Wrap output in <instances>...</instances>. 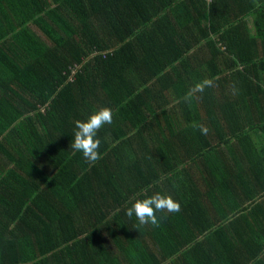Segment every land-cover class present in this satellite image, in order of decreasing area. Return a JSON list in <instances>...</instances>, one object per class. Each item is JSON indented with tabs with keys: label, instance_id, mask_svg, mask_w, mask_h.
Segmentation results:
<instances>
[{
	"label": "trees",
	"instance_id": "16d2710c",
	"mask_svg": "<svg viewBox=\"0 0 264 264\" xmlns=\"http://www.w3.org/2000/svg\"><path fill=\"white\" fill-rule=\"evenodd\" d=\"M0 264H264V0H0Z\"/></svg>",
	"mask_w": 264,
	"mask_h": 264
},
{
	"label": "clouds",
	"instance_id": "9594fccd",
	"mask_svg": "<svg viewBox=\"0 0 264 264\" xmlns=\"http://www.w3.org/2000/svg\"><path fill=\"white\" fill-rule=\"evenodd\" d=\"M211 86V81L205 80L193 86L192 92L186 94V100L190 99L193 92H203L206 87ZM74 138L71 144L74 152L82 153L83 158L89 165H94L101 159L98 151L100 140L97 138L98 131L105 125L112 123V110L101 107L92 112L85 120H76ZM196 127V125H193ZM200 131L204 133L206 129L200 126ZM180 205L171 196L159 192L147 196L143 199H135L131 206L125 210V214L131 218L136 217L140 225L151 224L158 226L157 212L173 213L179 212Z\"/></svg>",
	"mask_w": 264,
	"mask_h": 264
}]
</instances>
